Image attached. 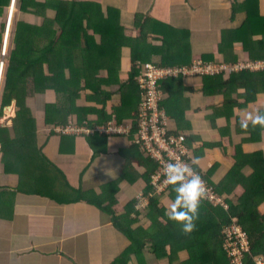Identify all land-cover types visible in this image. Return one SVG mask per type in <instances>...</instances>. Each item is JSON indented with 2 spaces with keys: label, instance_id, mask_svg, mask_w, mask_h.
<instances>
[{
  "label": "trees",
  "instance_id": "obj_1",
  "mask_svg": "<svg viewBox=\"0 0 264 264\" xmlns=\"http://www.w3.org/2000/svg\"><path fill=\"white\" fill-rule=\"evenodd\" d=\"M18 2L20 12L31 13L43 21L42 25L17 23L13 42L16 44V48L10 53L4 77L3 98L0 102V117L4 115L5 107L11 105L14 100L18 103L17 115L12 118V122L9 123V118H7L0 124V151L3 170L6 173H16L19 176V190L25 189L22 188L24 186L27 188L25 190L29 192L48 193L59 201L87 200L99 207L104 214L109 215L115 227L129 240L128 247L111 264H128L133 257L138 261V264H150L154 260L173 264L177 254L181 252H188L189 256L183 261V264H227L222 230L226 224L231 223L240 225L247 233L250 247L249 252L244 255L245 264H254L253 259L257 254L264 255V152L261 149L250 154H242L241 148L233 144L234 161L225 172L224 178L217 184L213 181L212 175L217 169L218 162H214L207 170L199 169L197 163L193 164L196 171L203 174V177L219 194L225 196L224 201L227 207L203 198L199 205L195 228L187 233L181 229L179 222L171 220L165 215L162 198H172L174 195L172 186L164 193L156 191L151 184V176L158 164L131 141V136H128L131 141L130 146L121 150L126 161H129L126 164L129 165L123 166V174L121 171L117 179L111 181L109 186V188L115 187L114 190H117L116 186L123 176L129 174L128 170L135 171L136 166L143 168H139L142 170L143 191L132 198L130 202L128 201L127 206L122 207L125 212L113 208L118 199L114 196L115 194L109 193L110 195H108L107 193L106 195L105 192L97 194L93 188L74 187L71 183L67 184L70 189L65 196L58 192V182L67 183V176L52 162L44 152L43 146L40 145V133L37 131L40 119L27 107L26 99L36 97L41 102L49 92L56 93L58 101L56 103L46 102L43 109L44 123L51 127L57 124H67L70 118L78 123L91 125L107 122L110 119L105 114V108L100 110L80 105L82 93L89 88L94 90L96 94L94 98L98 102L105 101L106 103L107 99L112 96L120 97L122 107L115 111L117 120L136 119L142 100L136 78L141 68L138 61L143 59L139 58V52H133V70L129 74L128 83L120 84L117 77L118 72L114 74L110 65L114 59L117 60L119 57L120 42L122 41L124 44V37L122 36L123 30L119 26L117 28L120 19L117 14L113 13V10L105 14L101 10L102 7L96 3L83 0L72 2L48 0L44 3L37 0H18ZM10 3L11 0H0L1 16L4 8L9 7ZM14 9L15 6H13ZM50 10L55 12L54 17L50 16L52 13ZM250 15L247 16L246 22L240 28L224 33L220 51L225 55L226 45L231 47L237 42L242 45L243 51L247 54L242 59L243 61L264 60V41L259 40L257 44H253L251 41L254 34L264 36V19H258L251 24ZM6 17H8L7 13L4 15V19ZM86 22L87 26L84 28ZM4 27L5 23H2L0 50H3ZM91 32L101 38L99 44L95 43ZM165 37L167 35L163 36V40L167 39ZM94 53H97V58L93 59L91 56ZM87 56L90 57L89 62L85 61ZM118 59L120 61V58ZM236 61V57L225 58V62L235 63ZM172 64H176V61L164 60L159 66ZM177 64H181V62H177ZM96 65L108 68L107 80L96 79V76L90 75L94 69H97ZM67 72L70 74L68 75ZM203 78L204 84L206 83V94H213L211 90H208V87L214 84V92L225 95L224 108L221 111L227 119L235 114V109L244 108L251 102L256 103L257 95L264 93V71L262 70L242 69L231 72L227 77H224V74H219L207 75ZM176 79L179 78L163 81L164 100L161 103V108L165 110L168 117L175 118L179 124L180 117L167 105L168 100L175 98L174 93L168 91V86L176 82ZM104 83L111 85V88L116 87L112 90L113 93L101 92L100 88ZM232 92H237L238 97L232 99L230 97ZM102 96L105 98L100 100ZM260 111L264 112V109ZM94 113L100 117L96 121L89 117ZM213 117L215 120V116ZM235 118V125L238 126V115ZM213 124L217 126L215 121ZM135 126L136 123L134 128ZM262 129L259 125L249 124L248 126L251 135H260ZM174 132L183 133L186 136L187 145L192 148L189 134L182 131ZM106 137L127 136H108L101 133L89 136L92 145L94 139H105ZM222 142L221 138L218 143L222 145ZM93 147L95 146L93 145ZM245 164H250L253 168L248 177H243L240 172ZM228 184H230L229 187H225ZM237 187L239 190H236ZM224 192L226 193L224 194ZM145 197L148 198V203L141 205ZM132 204H134V208L137 206L136 218H142V213H146L148 226L133 228L134 221L131 218L133 211L130 209ZM147 245L149 248L145 250Z\"/></svg>",
  "mask_w": 264,
  "mask_h": 264
},
{
  "label": "crops",
  "instance_id": "obj_2",
  "mask_svg": "<svg viewBox=\"0 0 264 264\" xmlns=\"http://www.w3.org/2000/svg\"><path fill=\"white\" fill-rule=\"evenodd\" d=\"M37 1L44 3L48 0ZM83 1L96 3L102 7L101 10L105 14L113 10L120 19L117 28L119 26L123 30L124 37V44L120 42L118 57L120 61L117 58L111 65L109 64L114 74L118 72L120 84L128 83L129 74L133 70L134 51L139 52V58L143 59L138 61L140 65L143 63L159 65L165 60L176 61V64L163 67H185L190 66L197 58L205 59L207 62L235 65L243 61L247 54L237 42L231 47L226 45V55L220 51L224 33L240 28L249 14L251 24L258 19H264V0ZM16 3L17 0H11L9 7L4 8L2 16L0 13V19L4 18L11 10V6H15ZM50 12H52L50 16L54 17L55 12L51 10ZM15 13V17L25 23L38 25L43 23L41 18L31 13L20 12L19 9L15 10ZM86 26L87 22L84 28ZM91 33L95 43L99 44L101 38ZM164 35H167L165 40ZM259 40L264 41V36L254 34L251 38L253 44H257ZM235 57L237 58L235 63L225 62V58ZM91 58H97V53ZM89 59V56L85 57L86 62H89ZM96 66L99 68L94 69L90 75L96 76V79H106L109 75L108 68ZM227 75L229 74L224 73V77ZM178 78L168 86V91L174 93L175 98L168 100L167 105L180 117V123L169 117V127L173 131L189 134L194 158H198L199 169L207 170L214 162H218L217 169L212 175L216 184L224 178L225 172L234 161L233 144L241 148L242 154H250L260 149L264 152V128L260 135H251L248 127L240 126L242 114L261 112L260 110L264 109V93L257 95L256 103L251 102L244 108L235 109V114L227 119L221 111L224 108L225 95L214 92V84L208 87L213 94H206L203 77ZM114 89L116 87L111 88L108 83H104L100 88L101 92L106 94L113 93ZM95 96L93 89L85 90L80 105L100 110L105 108V114L110 119L116 117L115 111L122 107L120 97L112 96L105 103L98 102ZM230 97L237 98V92H232ZM102 98L105 96L100 97V100ZM39 100L36 97H28L26 105L34 109L37 118L42 120L43 109L37 108L46 102L56 103L58 96L51 91L41 102ZM237 115L238 126L235 125ZM6 117L12 122L13 116ZM89 117L95 121L100 118L97 113ZM214 121L217 126H214ZM38 133L40 145L43 146L46 155L67 176V183L57 181L58 192L64 196L70 189L67 186L70 183L74 187L93 188L97 194L103 192L106 195L115 194L118 199L113 208L125 212L122 207L127 206L128 201L142 193L144 184L142 170L139 168H143L140 166H136L135 171L128 170L129 174L119 181L117 190H114L115 187L109 188L110 182L117 179L123 166L129 165L126 164L129 161H126L121 150L130 146V137L97 138L93 140L95 146L93 147L90 135L61 136L49 134L44 128L38 129ZM221 138L222 145L218 143ZM252 169L250 164H245L240 172L243 177H248ZM22 188L27 189L24 186ZM25 189L19 190V176L16 173H6L3 170L0 151V264H111L128 247V238L115 227L109 215L104 214L95 204L87 200L59 201L48 193H34ZM170 201V198H162L165 207ZM130 209L133 211L131 214L133 228L148 226L145 212L142 213V218H136L137 206L134 208L132 204ZM148 248L147 245L145 250ZM177 255L173 264H183L189 257L188 252ZM128 264H138V261L133 257ZM161 264L168 263L163 261Z\"/></svg>",
  "mask_w": 264,
  "mask_h": 264
},
{
  "label": "built area",
  "instance_id": "obj_3",
  "mask_svg": "<svg viewBox=\"0 0 264 264\" xmlns=\"http://www.w3.org/2000/svg\"><path fill=\"white\" fill-rule=\"evenodd\" d=\"M7 37L8 33L4 41L3 53L6 49ZM242 69L264 71V60L227 65L197 58L190 66L185 67H163L154 63H143L136 78L142 96L138 118L121 121L112 118L107 122L95 125L81 124L71 120L68 124L55 126L54 129L62 134L92 135L101 133L108 136H131V141L158 164L151 176V184L157 192L164 193L170 188L171 185L164 176V165L170 159L175 158L190 164L201 176L206 186L204 198L227 207L224 201L225 196L219 194L203 177V174L196 171L193 166L194 156L192 148L187 145L186 136L183 133L174 132L169 127V117L161 108V103L164 100L162 85L163 81L170 78L230 74ZM146 203H148L147 197L143 199L141 205ZM222 233L223 247L228 259L227 264H245L244 255L249 252L250 247L246 231L240 225L231 223L225 225ZM253 260L254 264H264V255L257 254Z\"/></svg>",
  "mask_w": 264,
  "mask_h": 264
},
{
  "label": "clouds",
  "instance_id": "obj_4",
  "mask_svg": "<svg viewBox=\"0 0 264 264\" xmlns=\"http://www.w3.org/2000/svg\"><path fill=\"white\" fill-rule=\"evenodd\" d=\"M13 6L14 5L11 6V11H9L10 13L13 12ZM8 20L9 22L11 20L10 14L8 15ZM7 33L8 30L6 31V35ZM5 39L6 36L4 41ZM71 120L72 119H70V121ZM249 124L253 126L259 125L264 128V112L257 111L255 113L250 112L242 114L240 116V126L242 128H247ZM58 125L65 124H57L56 126ZM54 127L55 126H50V128L46 127L45 129L49 134H51V132H53L52 130H55ZM54 134L61 136L74 135L62 134L58 132ZM196 163H198V158H193L192 164ZM164 176L167 182L172 186V192L174 193L170 203L165 207V215H167L169 219L179 222L181 229L185 233L191 232L195 228V220L198 218L200 202L206 194L205 183L201 176L190 166V164L175 158L170 159L164 165Z\"/></svg>",
  "mask_w": 264,
  "mask_h": 264
},
{
  "label": "rangeland",
  "instance_id": "obj_5",
  "mask_svg": "<svg viewBox=\"0 0 264 264\" xmlns=\"http://www.w3.org/2000/svg\"><path fill=\"white\" fill-rule=\"evenodd\" d=\"M15 6H16V8L13 10L12 13H10V12L8 13L7 12V15H9V14L11 15L10 22L8 20V17H6V19H4V18L0 19V30H1V24L2 23H5V27H4V30H3L4 38L6 36V31L8 30V37H7V40H6V49H5V52L3 53V50H0V78H1V74H2V80H0V82H1L0 83V102H1V99L3 98V88L5 86V78L4 77L6 75V69H7V66H8L7 64H9L10 53H11V51H13L16 48V44L13 43V42H14V37H15V31H16L17 25H18L17 23L18 22H25L22 19L20 20L17 17H15V10L19 9L18 8L19 7L18 0H17V3H16ZM3 20H4V22H3ZM3 46H4V43H3ZM238 63L244 64V63H246V61H241V62H238ZM67 74L69 75L70 73L67 72ZM14 108H15V112H16V115H17L18 105H16ZM44 108H45V103H43V105H39V108H37V109L38 110H42ZM30 110L33 111V112H35L34 109H30ZM9 115L10 116L11 115L14 116V110L12 111V114H8V115H5V112H4V115L0 117V124H1V122H4L6 120V118H7L6 116H9ZM40 123H38V126H37L38 129H42V128L45 129L46 127H49L50 128V125L49 124L44 123V118L42 120L40 119ZM52 131L53 132H51V134L52 133H56L55 130H52ZM45 134H47V133H45ZM122 138H124V137H122ZM152 264H161V261L160 260H154V262H152Z\"/></svg>",
  "mask_w": 264,
  "mask_h": 264
},
{
  "label": "water",
  "instance_id": "obj_6",
  "mask_svg": "<svg viewBox=\"0 0 264 264\" xmlns=\"http://www.w3.org/2000/svg\"><path fill=\"white\" fill-rule=\"evenodd\" d=\"M16 104H17V102H16V100H14L11 105L5 107V109H4L5 115L12 114V111L14 110V116L13 117H16V112H15V108H14L16 106ZM10 122H11V119L9 120V123Z\"/></svg>",
  "mask_w": 264,
  "mask_h": 264
},
{
  "label": "bare ground",
  "instance_id": "obj_7",
  "mask_svg": "<svg viewBox=\"0 0 264 264\" xmlns=\"http://www.w3.org/2000/svg\"><path fill=\"white\" fill-rule=\"evenodd\" d=\"M0 80H2V74H1V78H0ZM1 83V82H0Z\"/></svg>",
  "mask_w": 264,
  "mask_h": 264
}]
</instances>
